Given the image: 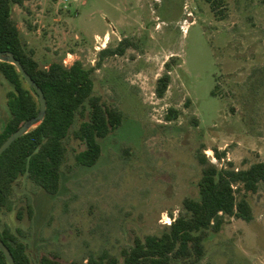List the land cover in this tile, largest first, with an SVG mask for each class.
I'll use <instances>...</instances> for the list:
<instances>
[{
  "label": "rangeland",
  "instance_id": "obj_1",
  "mask_svg": "<svg viewBox=\"0 0 264 264\" xmlns=\"http://www.w3.org/2000/svg\"><path fill=\"white\" fill-rule=\"evenodd\" d=\"M219 10L209 0H28L13 7L41 68L75 61L96 68L94 94L123 115L99 140L101 155L90 168L75 163L84 150L72 136L76 119L56 194L26 177L15 182L0 229L19 231L31 264L42 256L81 263L103 252L122 264L123 250L161 236L185 213L184 200H198L199 151L217 167L264 162V0H223ZM124 39L125 54L97 66L99 52ZM165 72L170 82L158 98ZM10 89L0 74V132L11 117ZM170 109L178 115L168 121ZM247 200L250 223L226 218L219 232L207 234L200 259L172 264H264V186Z\"/></svg>",
  "mask_w": 264,
  "mask_h": 264
},
{
  "label": "trees",
  "instance_id": "obj_2",
  "mask_svg": "<svg viewBox=\"0 0 264 264\" xmlns=\"http://www.w3.org/2000/svg\"><path fill=\"white\" fill-rule=\"evenodd\" d=\"M28 0H0V52H11L24 70L42 90L46 101V114L42 123L18 138L0 156V214L11 211L13 186L20 177H26L50 195L58 192L61 167L65 162L64 142L77 118L81 121L72 132L84 150L75 156L77 166L93 167L101 155L100 139L113 133L121 124L120 110L107 106L94 94L93 73L96 68H85L80 61L70 67L53 62L41 68L34 59V52L26 48L13 18L14 6L23 7ZM215 14L223 0H209ZM130 46L121 40L116 48L99 52L100 62L106 57L122 56ZM171 58L164 67L170 68ZM0 74L10 86L6 94L11 117L0 132V146L26 121L39 113V103L17 69L0 62ZM170 82L165 72L156 84V96L162 98ZM215 96L214 92H211ZM166 119L177 118V111L170 109ZM196 123V122H195ZM220 160L224 153H215ZM196 159L202 167L198 184V200L183 202L184 214L172 220L161 236H146L136 240L128 250L122 251V264H172V259H200L209 232H219L226 218L241 219L250 223L254 216L247 194H256L264 186V162H256L246 169H236L232 162L221 167L210 163L203 151ZM31 214V208L28 209ZM20 217V216H19ZM10 228L0 229V239L10 251L15 264H31L25 244ZM0 264H8L0 251ZM39 264H65L55 257L42 256ZM70 264H119L118 260L103 252L89 255L81 263Z\"/></svg>",
  "mask_w": 264,
  "mask_h": 264
},
{
  "label": "water",
  "instance_id": "obj_3",
  "mask_svg": "<svg viewBox=\"0 0 264 264\" xmlns=\"http://www.w3.org/2000/svg\"><path fill=\"white\" fill-rule=\"evenodd\" d=\"M0 62L8 63L13 65L17 71L21 74L27 85L33 89L36 99L39 103V113L36 117L26 121L16 132L10 135L7 140L0 146V156L2 153L11 146L13 142H15L18 138L24 136L30 131L37 128L42 121L44 120L46 114V101L44 94L40 87L31 79V77L24 70L22 64L14 57L11 52H0ZM0 251L4 255L8 264H15L14 259L6 247V245L0 239Z\"/></svg>",
  "mask_w": 264,
  "mask_h": 264
},
{
  "label": "built area",
  "instance_id": "obj_4",
  "mask_svg": "<svg viewBox=\"0 0 264 264\" xmlns=\"http://www.w3.org/2000/svg\"><path fill=\"white\" fill-rule=\"evenodd\" d=\"M63 1H66V0H63ZM64 66V65H63ZM66 67V66H65ZM210 161V159H209ZM214 162H216L215 158L213 156H211V161L210 163L214 164ZM170 225V223H168Z\"/></svg>",
  "mask_w": 264,
  "mask_h": 264
},
{
  "label": "crops",
  "instance_id": "obj_5",
  "mask_svg": "<svg viewBox=\"0 0 264 264\" xmlns=\"http://www.w3.org/2000/svg\"><path fill=\"white\" fill-rule=\"evenodd\" d=\"M108 38V37H107Z\"/></svg>",
  "mask_w": 264,
  "mask_h": 264
}]
</instances>
